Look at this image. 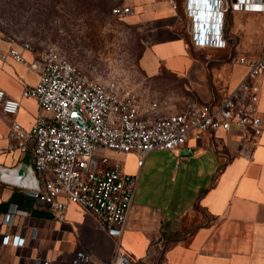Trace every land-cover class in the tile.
<instances>
[{
	"label": "crops",
	"instance_id": "crops-1",
	"mask_svg": "<svg viewBox=\"0 0 264 264\" xmlns=\"http://www.w3.org/2000/svg\"><path fill=\"white\" fill-rule=\"evenodd\" d=\"M124 5L132 8L129 22L143 29L146 46L140 64L148 75L156 76L163 69L183 75L193 91L192 100L209 102L220 100L245 78L246 65L216 58L225 54L227 46L193 44L183 0H124ZM227 27L233 34L241 29L257 35L248 52L257 55L264 47V12L232 11L226 32ZM12 39L0 33V87L21 101L15 116L0 115V242L7 234L25 237L26 242L4 246L0 264H37L38 257L51 264H70L81 249L108 262L119 243L136 264H264V131L257 139L247 138L251 130L236 125L205 131L179 151L150 153L142 165L135 153L100 148L125 172L138 176L123 236L109 235L74 203L64 219L56 218L29 193L33 187L24 186L28 178L36 186L34 140L8 138L14 120L31 130L40 110L36 98L22 96L26 87L39 82L41 67L30 66L38 53ZM13 47L23 52L26 63L9 54ZM259 115L264 121V81ZM14 168L17 175L10 174ZM12 205L26 213L7 224L4 217Z\"/></svg>",
	"mask_w": 264,
	"mask_h": 264
},
{
	"label": "built area",
	"instance_id": "built-area-1",
	"mask_svg": "<svg viewBox=\"0 0 264 264\" xmlns=\"http://www.w3.org/2000/svg\"><path fill=\"white\" fill-rule=\"evenodd\" d=\"M174 2V1H173ZM191 40L198 47L227 46L226 18L232 11L264 12V0H183ZM175 7L177 4L174 2ZM132 11L128 5L113 9L118 16ZM23 49L31 43L12 39ZM17 61L26 63L23 52L10 49ZM237 62L248 67L245 78L216 102L190 100L179 112L161 115L157 101L137 97L115 80L90 78L79 66L57 51L39 55L32 68L41 67L39 82L26 87L23 97L39 102V113L31 130L14 120L8 131L12 141L33 139L37 200L58 219L65 218L69 204L86 209L107 233L120 239L128 226L138 187V176L124 171L122 164L98 149L135 153L142 165L156 150L179 151L190 138L205 131L248 128L247 138H259L264 121L259 115L261 83L264 81V51L256 56L241 54ZM21 101L0 87V115L15 116ZM10 150H13L11 148ZM26 211L12 205L4 222L12 223ZM26 238L5 235L0 253L7 245L23 246ZM37 264H51L38 257ZM122 244L114 257L103 262L87 250H78L70 264H136Z\"/></svg>",
	"mask_w": 264,
	"mask_h": 264
},
{
	"label": "rangeland",
	"instance_id": "rangeland-1",
	"mask_svg": "<svg viewBox=\"0 0 264 264\" xmlns=\"http://www.w3.org/2000/svg\"><path fill=\"white\" fill-rule=\"evenodd\" d=\"M121 5L124 0H0V33L30 42L39 55L57 51L90 78L115 80L144 102L157 101L161 115L180 110L193 99V91L183 75L163 69L150 76L142 69L143 29L127 15L113 13ZM226 34L227 51L217 59L256 56L246 49L257 35L241 29L233 34L228 27Z\"/></svg>",
	"mask_w": 264,
	"mask_h": 264
},
{
	"label": "water",
	"instance_id": "water-1",
	"mask_svg": "<svg viewBox=\"0 0 264 264\" xmlns=\"http://www.w3.org/2000/svg\"><path fill=\"white\" fill-rule=\"evenodd\" d=\"M234 1H236V0H234ZM10 172H11L10 174L14 173L15 175H17V171L15 170V168L12 169ZM31 179L32 178H28V181L27 182H24V186H29V187H33L34 188L35 185H33V183L31 182Z\"/></svg>",
	"mask_w": 264,
	"mask_h": 264
}]
</instances>
